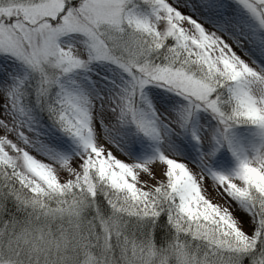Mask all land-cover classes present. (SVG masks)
Instances as JSON below:
<instances>
[{
    "label": "snow or ice",
    "instance_id": "snow-or-ice-1",
    "mask_svg": "<svg viewBox=\"0 0 264 264\" xmlns=\"http://www.w3.org/2000/svg\"><path fill=\"white\" fill-rule=\"evenodd\" d=\"M0 264H264V0H0Z\"/></svg>",
    "mask_w": 264,
    "mask_h": 264
}]
</instances>
